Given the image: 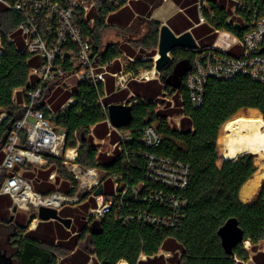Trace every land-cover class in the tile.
<instances>
[{
    "label": "trees",
    "instance_id": "trees-1",
    "mask_svg": "<svg viewBox=\"0 0 264 264\" xmlns=\"http://www.w3.org/2000/svg\"><path fill=\"white\" fill-rule=\"evenodd\" d=\"M243 1L245 8L233 14L232 3L226 6V0H209L213 16L210 17L206 11L205 15L213 32L221 29L240 37L251 25L254 12L264 13V0ZM111 10V6L100 3L93 27L84 28V32L92 39L94 55L100 62L115 59L123 49L120 44H103L101 40V34L106 28L105 18ZM235 15L242 20L234 19ZM228 16H231L230 22H226ZM19 20L14 12L0 5V112L6 114L0 122V143L24 112L22 107L14 105L13 90L29 86L28 70L39 62L38 56L20 51L22 40L13 32ZM231 21H237L236 24L243 28H236ZM142 22L143 20L139 21L141 27ZM158 25L157 22L146 24V32L141 40L145 49L140 48L135 61L128 63L125 69L137 71L152 68L151 58L156 53ZM9 34L13 35V42L7 39ZM227 38L231 39L230 36ZM171 55V62L160 71L159 79L132 82L130 85L137 101L131 106V120L125 126L131 132L132 142L124 146L129 155L125 166L128 174L123 179L128 183L145 179V161L136 153L138 148L188 164L186 188L173 191L184 200L176 227L156 230L138 222H123L109 213L96 220L99 232L92 234L91 245L85 251L76 248L73 253H67L59 264H87L90 255L94 256L90 264H117L120 260L127 264H243L249 258L248 251L243 246L244 241L250 243L253 262L264 264V249L260 250L258 247L260 242L264 245V162L257 170L255 167L258 159L264 160V84L241 75L225 80L209 78L204 85L202 105L193 107L189 102L186 79L192 71L195 52L174 49ZM144 56L149 58L142 59ZM182 60L188 61L189 68L182 74L176 87L166 80L175 64ZM116 64L115 62L114 67L111 66L113 70L117 69ZM161 94L172 96V107L169 103L164 108L156 107L158 101L163 103L159 100ZM69 95L70 93L65 98ZM72 95L74 102L55 119V123L66 130L65 147L75 146L78 139L80 146L76 161L79 164L92 166L99 159L95 165L109 173L123 170V156H117V153L113 156H107L104 152L97 153V147L92 143L89 125L94 126L93 133L98 138L104 137L107 132V124L96 105V91L90 85L80 82L74 87ZM174 115L180 116L179 128L167 123V117ZM147 124H155L163 137L157 148H146L138 142L140 131ZM228 138H236L228 141L230 154L246 153L230 157L226 151ZM131 150H135V153L130 154ZM252 153L257 156L255 164ZM47 158L48 168L39 171L36 178L40 180H34L35 189L45 194L53 191L72 194L76 181L61 165V158ZM55 168V182H47L48 174ZM148 184L153 190L160 188L158 184ZM69 185L73 187L69 189ZM240 188L242 199L251 197L258 191L252 200L242 202L238 197ZM170 191L165 189L166 193ZM130 202L126 212L148 210L164 213V209L152 201ZM3 203L5 201L0 198V207ZM88 203L90 205L85 206L86 211L92 201ZM7 204L11 205L10 199ZM72 214L70 209L63 207L60 210L61 216H74L72 218L81 223L80 228L85 226L83 216ZM232 217L237 219L243 230V241L233 249V254L228 255L221 246L217 231ZM12 222L7 219L4 223L13 226ZM1 225L3 223L0 222ZM25 230L26 226H18L15 234L11 235L12 256L21 264H57L56 256H63V252L73 250L76 243L87 234V231H82L74 235L69 242L70 250H66L64 244L54 245L50 242L56 231L50 222L39 225L34 231L28 232V237L23 238ZM59 234L61 238L67 236L64 230H59ZM39 239L42 241H38ZM160 249L169 255L158 253ZM140 255H144L145 259H141Z\"/></svg>",
    "mask_w": 264,
    "mask_h": 264
},
{
    "label": "built area",
    "instance_id": "built-area-1",
    "mask_svg": "<svg viewBox=\"0 0 264 264\" xmlns=\"http://www.w3.org/2000/svg\"><path fill=\"white\" fill-rule=\"evenodd\" d=\"M226 1V6L232 3L233 14L246 6L243 0ZM129 2L130 0H0V5L19 16L20 20L13 32L22 40L20 51L39 57V62L28 70L29 86L20 88L23 96L21 103L16 105L13 102L23 108V115L13 124V129L8 132L1 148L4 157L0 164V194L9 196L11 212L15 207L31 209L37 214L40 206L54 208L58 212L67 205L92 201L84 214L87 223L110 213L123 222H138L156 230L176 227L184 200L173 191L186 188L189 165L138 148L136 153L145 161V179L137 183L126 182L123 178L128 174L125 166L129 154L124 146L132 142L131 132L125 126L114 127L110 124L109 104L105 102L108 76L114 79V88L121 90L127 89L130 81L150 80L149 71L125 69L135 58L124 51L115 59L98 61L94 55L92 39L84 32L87 26L89 29L93 27L100 3L111 6L113 10L129 5ZM196 5L199 23L207 21L205 11L210 17L213 16L209 0H196ZM252 17L251 25L242 36L215 29L214 32L220 35L219 39L217 35L212 44L193 49L195 55L192 71L186 79L188 98L193 107L202 105L204 85L209 78L225 80L241 75L264 84V49L260 52L264 47V13L255 11ZM230 19L231 16H228L226 22H230ZM231 23L236 24L237 21ZM7 39L14 41L12 34ZM226 39L232 40V43L223 48ZM157 57L156 54L152 56V61ZM115 62L121 64V69L110 71L109 67ZM69 80L72 82L66 86V90L71 94L57 109L52 108L48 98L53 88L66 85ZM80 82L90 85L96 91V105L107 124V132L102 138L93 133V125L88 126L92 143L96 145L97 153L104 152L107 156L117 153V156H123V170L119 172L109 173L98 167L95 164H98L99 159L92 166L79 164L76 161L80 146L78 139L75 146L65 147L66 130L58 126L55 119L74 102L73 89ZM136 101V95L131 93L117 104L132 106ZM177 117L175 127L179 128L180 116ZM162 138L155 124H147L141 129L138 142L146 148H157ZM102 143L110 146L109 151L99 148ZM134 153L135 150L130 151V154ZM48 156L61 158V165L75 179L76 186L72 194L62 191L45 194L35 189L34 180H40L36 178L39 171L48 168ZM27 173L31 175L28 176ZM55 178L54 169L48 174L47 182L54 183ZM148 183L158 184L160 188L153 190ZM99 185L102 186V193L94 195ZM72 187L69 185V189ZM165 189L171 191L166 193ZM132 200L155 202L164 209V213L148 210L126 212Z\"/></svg>",
    "mask_w": 264,
    "mask_h": 264
},
{
    "label": "crops",
    "instance_id": "crops-1",
    "mask_svg": "<svg viewBox=\"0 0 264 264\" xmlns=\"http://www.w3.org/2000/svg\"><path fill=\"white\" fill-rule=\"evenodd\" d=\"M225 4H227V3L225 2ZM137 20L138 21L143 20V22L141 24L145 27H146V24L149 22H157L159 24L158 29L162 24H166L176 35H179L185 31H189L191 33L192 37L194 38V40L196 41L198 47L208 46V45L212 44L215 40V34L213 32V27H212L210 21L207 20L204 23L198 22V11H197L196 0H130L129 5H126L123 7H118V8H115V9L110 11L106 16L105 25H106V28L108 29V32H111L112 30H116V29L131 28L133 26V24L135 23V21H137ZM120 46L123 48L122 51L126 52V54H128L129 56H132L133 58H136V54L140 50V48L139 49L134 48L131 45V43H129V41H125V43H124V41H122L120 43ZM124 48H127L128 51H127V49H124ZM176 49H180V48H176ZM185 50H190V51L194 52L193 49H185ZM146 57L147 56H144L143 58L145 59ZM148 58H149V56H148ZM116 63L117 64L115 66H117V69L113 70L112 69L114 67V65H113L112 68H111V66L109 67L110 71H117V70L121 69V64L118 62H116ZM132 82H139V81H134V80L130 81L128 83L127 89L116 90L114 88V79L111 76H108L107 80H106V85H105V89L107 92V97L105 98V100H107L108 98H110V99L108 101H105V102L108 103L109 105L110 104H117V102H120V101L126 99L129 95H131V93L135 94L133 92V90L131 89V86H130ZM140 82H144V81H140ZM23 87H25V86H23ZM109 87H111L112 89L109 90ZM20 88H22V87L14 89L13 94H12V101L16 105L21 103V101L23 99L22 92L20 91ZM68 93L69 92L66 90L65 96ZM14 99H15V101H14ZM49 99H50V96H49L48 100ZM65 99H66L65 97L61 101H56V99H55L52 102L53 108L57 109L59 106H61V104L64 103ZM5 115L6 114L4 112H0V122L5 117ZM230 139H235V138H228L226 141V151L230 157H238L240 154L246 152V151L241 152L238 155L230 154L228 152V148H227V144H228V141ZM1 148H2V146L0 147V164H1L3 157H4V153H3ZM27 175L30 176L31 174L27 173ZM243 185L241 186V188L243 187ZM241 188L238 192V197L242 202H248V201L252 200L258 191L257 190L256 193L254 195H252L251 197H248L246 199H242L240 197ZM0 198L3 202L5 201V203L1 204V207H0V219H3L5 213L8 211L10 212L8 219L10 218V216H12L13 221H14V215L13 214L16 212V210L28 212V220L27 221L25 220L20 225H14V223H12L14 228L21 226V225L26 226V230L22 234L23 238L28 237V232L34 231L39 225L46 223V222H50L55 227V230H56L55 235L53 237V240L50 242H52L54 245L58 244V243H62L65 245L64 248L67 250V249H69V247H68V246H70L69 244H71L69 242L74 237V235L80 234L82 231H87V234L83 237L82 240H80L79 242L76 243V247L73 250L69 249L70 251H67V252L65 251V254L63 256H56L57 264H59L62 261L64 256H67V253H70V254L73 253V251L76 248L82 249L84 251L87 249V248L86 249L81 248L79 246L80 242H82L85 239V237L88 235L89 230L87 229V227L92 222L91 221V222L87 223L84 220V216L82 217V220H84V222H86V224L82 228H80V226H81L80 222H76L73 218L66 216V217L71 218V224H70L69 228H66L63 224H61L60 222L55 221V220H47V221L40 220L38 218L37 214H35V211H33L31 209H29V210L16 209L15 211L12 210V212H11L9 210L11 205L10 206H8V204L6 205V202L8 203V201L10 199L9 196L0 194ZM10 202H11V200H10ZM60 210L58 211L59 214H60ZM37 212H38V210H37ZM31 216H33V218ZM22 219L24 220V218H22ZM59 230H64L67 233V236L65 238H61L60 234H59ZM38 241L41 242L42 240L39 239ZM243 246H244L245 250L248 251V254H249L248 260L245 261L243 264H255L251 258L253 251L250 250L249 241H244ZM258 247L260 250H263L264 249L263 243L260 242ZM0 253L4 254L6 259L8 258V264H21L12 256V254H8L1 247H0ZM158 253H163L165 256L169 255L168 252L166 253L162 249H160ZM93 258H94V256L90 255V258H89V261L87 264H90ZM140 258L145 259V256L141 257V255H140ZM120 261H124V260H120ZM119 262H117V264ZM124 262L126 263V261H124Z\"/></svg>",
    "mask_w": 264,
    "mask_h": 264
},
{
    "label": "water",
    "instance_id": "water-1",
    "mask_svg": "<svg viewBox=\"0 0 264 264\" xmlns=\"http://www.w3.org/2000/svg\"><path fill=\"white\" fill-rule=\"evenodd\" d=\"M238 29L243 28L238 24H235ZM197 43L192 37L189 31H185L179 35H176L166 24H162L158 29V39H157V55L153 62V68L160 72L165 69L171 62L170 53L176 49H195L197 48ZM264 49L261 48L260 52ZM189 68L187 60H182L175 64L171 74L167 78V82L173 86L178 87L180 82V77ZM108 116L110 124L114 127L127 126L131 120V106H126L122 104H110L108 106ZM6 139V135L3 136L0 147L3 145ZM246 153V152H244ZM242 153V154H244ZM251 153V152H249ZM240 154V155H242ZM262 160L255 164L256 170ZM102 193V186L99 185L94 191V195ZM16 208L13 207V211ZM37 216L42 221L55 220L63 224L66 228H69L71 224V218L61 216L56 209L40 206L38 208ZM12 219V216L9 218ZM89 230L88 235L85 239L80 242L79 246L81 248H88L91 245L92 234L99 232V226L96 220L92 221L87 227ZM218 236L220 238L221 246L224 252L228 255L233 254V249L243 241V230L239 227L236 218H228L218 229ZM0 264H8V258H5L4 254L0 253Z\"/></svg>",
    "mask_w": 264,
    "mask_h": 264
},
{
    "label": "rangeland",
    "instance_id": "rangeland-1",
    "mask_svg": "<svg viewBox=\"0 0 264 264\" xmlns=\"http://www.w3.org/2000/svg\"><path fill=\"white\" fill-rule=\"evenodd\" d=\"M233 18L236 19V20H242L240 17L237 18L236 15ZM111 32H108L107 28H105L103 30V32L101 34V40H102L103 44L112 43V42L120 44L122 41H124V43H125V41H129V43H131V45L134 48H136V49L144 48V46H142V44H141V40L143 39L142 38L143 34L146 32V28H145V26L141 27L139 25V21L138 20L135 21V23L133 24V26L131 28L116 29V30H112ZM214 34H215V38H216L218 34L217 33H214ZM231 43H232V40L226 39L225 43L223 44V48H226V47L230 46ZM239 48H240V46L238 47V49ZM155 50L157 52V47L155 48ZM170 56H171V59H172L171 53H170ZM146 58H148V56ZM152 64H153V61H152ZM152 70H155V69L150 68L148 70V69L141 68V71H149L150 80H151V78L152 79H156V80L159 79L160 72L155 70L156 72L154 74H152L151 73ZM70 81L72 82V80H69L68 82H66V85L63 84V85H60L59 87L53 88L52 94L50 95V99L48 100V103L51 105L52 108H53V103L52 102L55 99H56V101H61L65 97V92H66V89H67L66 86H68L71 83ZM69 93L71 94V92H69ZM159 98H160L159 100H162L163 103L158 101L157 104H156L157 108H164L165 105L168 104V103L170 104L169 105L170 107L173 106L172 96L161 94V96ZM177 120H178L177 115L171 116L169 118L167 117V123L171 127L176 126ZM99 148L102 149L103 151H106V150L109 151L110 146L107 145L106 143H102L99 146ZM253 155H254V164H255V162H257V159H256L257 156H255V154H253ZM260 160H262V159H258V162ZM55 170H56V168H55ZM88 205H90V204L86 203L84 205V203L82 202V203H79V204L76 203V204H73V205H67L64 208L70 209L71 212L73 213L72 215L78 213L80 216H84V214L86 213L85 212L86 211L85 210V206H88ZM9 215H10V212L8 211V212L5 213L4 218L0 219V222L3 223V225L0 226V245H1L2 248L6 249V252L8 254H12V252H13V248H12L13 246L12 245L13 244L11 242V239H13V238H12V236L10 237L9 235L15 234V230H14L13 226H10V225L8 226L7 223H4L8 219ZM13 215H14V222H13L14 225H20L25 220L26 221L28 220V212H24V211H21V210H16V212ZM72 217H74V216H72ZM22 218H24V220ZM57 254L59 255L58 252H57ZM64 254L65 253L63 252L62 255H64Z\"/></svg>",
    "mask_w": 264,
    "mask_h": 264
},
{
    "label": "bare ground",
    "instance_id": "bare-ground-1",
    "mask_svg": "<svg viewBox=\"0 0 264 264\" xmlns=\"http://www.w3.org/2000/svg\"><path fill=\"white\" fill-rule=\"evenodd\" d=\"M156 71L155 70H152L151 73L154 74ZM149 75V73H148ZM264 162V160L262 159V163ZM258 164V163H257ZM260 166V165H259ZM258 169V168H257ZM118 264H126L124 261H120V263Z\"/></svg>",
    "mask_w": 264,
    "mask_h": 264
},
{
    "label": "flooded vegetation",
    "instance_id": "flooded-vegetation-1",
    "mask_svg": "<svg viewBox=\"0 0 264 264\" xmlns=\"http://www.w3.org/2000/svg\"><path fill=\"white\" fill-rule=\"evenodd\" d=\"M11 221H13V219H12ZM13 222H14V221H13ZM13 222H12V223H13ZM14 229H15V228H14ZM9 236H11V235H9ZM0 247H1V245H0ZM1 248H2V247H1ZM2 249L6 251V249H5V248H2Z\"/></svg>",
    "mask_w": 264,
    "mask_h": 264
}]
</instances>
